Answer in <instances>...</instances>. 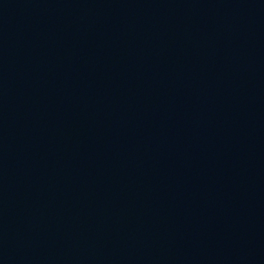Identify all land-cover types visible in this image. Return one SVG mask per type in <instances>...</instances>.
<instances>
[{"label":"water","instance_id":"1","mask_svg":"<svg viewBox=\"0 0 264 264\" xmlns=\"http://www.w3.org/2000/svg\"><path fill=\"white\" fill-rule=\"evenodd\" d=\"M0 264H264V0H0Z\"/></svg>","mask_w":264,"mask_h":264}]
</instances>
